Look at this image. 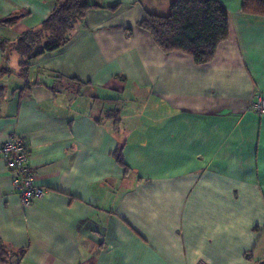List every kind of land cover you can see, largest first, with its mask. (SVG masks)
<instances>
[{"label": "crops", "instance_id": "1", "mask_svg": "<svg viewBox=\"0 0 264 264\" xmlns=\"http://www.w3.org/2000/svg\"><path fill=\"white\" fill-rule=\"evenodd\" d=\"M61 1L0 0V146L25 138L47 189L23 206L0 159L12 264H260L264 115L252 104L264 96V15L220 0L230 38L199 65L139 27L174 0H85L94 5L66 45L23 74L25 60L1 41L39 28ZM127 90L149 100L145 122L113 129L91 100Z\"/></svg>", "mask_w": 264, "mask_h": 264}, {"label": "trees", "instance_id": "2", "mask_svg": "<svg viewBox=\"0 0 264 264\" xmlns=\"http://www.w3.org/2000/svg\"><path fill=\"white\" fill-rule=\"evenodd\" d=\"M93 5L85 0H63L39 28L23 33L14 43L2 40L1 46L4 51L9 45L15 46L25 60L22 72L27 74L29 61L34 56L66 45L77 23ZM243 9L250 14L264 15V0H244ZM139 27L148 31L165 53L181 52L190 55L196 64L205 65L216 58L220 45L230 38V12L220 0H174L169 14L148 12ZM5 71L1 70L0 74ZM116 113L115 119L121 120L120 111ZM119 120L115 122L119 124ZM119 148L114 154L124 164ZM8 254L7 246L0 239V264H12L8 263Z\"/></svg>", "mask_w": 264, "mask_h": 264}, {"label": "built area", "instance_id": "3", "mask_svg": "<svg viewBox=\"0 0 264 264\" xmlns=\"http://www.w3.org/2000/svg\"><path fill=\"white\" fill-rule=\"evenodd\" d=\"M252 109L264 115V96L258 94ZM0 159L4 160L12 174V190L20 197L23 206H30L47 191L36 182L35 168L25 138L13 133L0 146Z\"/></svg>", "mask_w": 264, "mask_h": 264}, {"label": "rangeland", "instance_id": "4", "mask_svg": "<svg viewBox=\"0 0 264 264\" xmlns=\"http://www.w3.org/2000/svg\"><path fill=\"white\" fill-rule=\"evenodd\" d=\"M91 101H93V104L98 102L97 105H95V110H97V113H99V110H101V116L102 117L107 118L110 116L112 118V115L114 116L111 119V123L113 122V124L115 126V128H113V129H116L118 126H122V124H125V123L135 124V122L137 121V118L135 117L136 115H138L137 117H139V120L142 117V122L144 123L145 122V114L143 116H141V115L143 112L146 111L145 105L149 102V100H148L145 104V98H137V99L133 98V95L129 90H127L124 93V95L122 94L119 97V99H108V100L92 99ZM90 105H91V107L93 106L92 104H90ZM146 106H148V105H146ZM118 110L119 111L122 110V114L124 117V119H122V117H120L122 120H119V117H117L119 120V125H118V122H115L117 119V118L115 119V116H117V114H118V113H116V111H118ZM120 115H121V112H120ZM8 253H9L7 255L8 263H12L14 255L9 250H8Z\"/></svg>", "mask_w": 264, "mask_h": 264}, {"label": "water", "instance_id": "5", "mask_svg": "<svg viewBox=\"0 0 264 264\" xmlns=\"http://www.w3.org/2000/svg\"><path fill=\"white\" fill-rule=\"evenodd\" d=\"M15 18H17V17H11V18H9L8 20H12V19H15ZM260 264H264V260L263 261H261V263Z\"/></svg>", "mask_w": 264, "mask_h": 264}]
</instances>
